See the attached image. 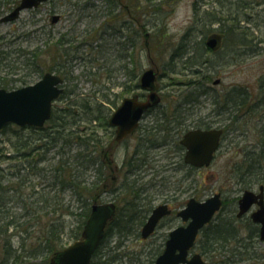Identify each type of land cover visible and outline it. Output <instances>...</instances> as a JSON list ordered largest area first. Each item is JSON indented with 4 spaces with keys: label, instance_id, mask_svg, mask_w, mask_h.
I'll list each match as a JSON object with an SVG mask.
<instances>
[{
    "label": "rangeland",
    "instance_id": "374dc122",
    "mask_svg": "<svg viewBox=\"0 0 264 264\" xmlns=\"http://www.w3.org/2000/svg\"><path fill=\"white\" fill-rule=\"evenodd\" d=\"M19 2L20 0H0V18L9 13ZM206 3L204 1L203 5L199 6L205 8ZM253 3L247 13L251 22L241 21L246 28L245 34L248 33L253 39L247 41L248 44H244L243 47L238 46L233 39H228L221 41L215 52H205L209 66L214 72L212 79L219 80L216 84H213V81L210 82L213 86L211 91H216L218 96H222L221 92L226 91L227 95L235 98L236 104L228 108L221 100L214 103L213 96L208 92L205 96L198 97L201 100L200 103H195L192 109L184 112L188 117L182 126L188 125L190 118L207 113L206 119L211 120L212 125L224 128L223 137L211 163L200 169L185 168L180 163V154L172 153L170 146L174 142L173 137L178 138L179 136L177 137L174 132L159 131L158 134L163 135L162 138L166 141L158 147V155H156V149L148 150L149 157L147 158L150 162L147 165L148 171L140 175L136 184L138 190L143 187L140 194L145 192V195L141 196L142 203L140 204H144L142 207L152 208L168 200L173 209L177 210L190 197L203 199L214 192H221L224 199L223 205L212 219L217 221L220 217L229 215L230 210L235 208V201L244 188L248 185L255 188L258 183L264 184V41L257 42V37L264 38V3L258 4V0ZM124 5L127 6V4ZM168 6L164 9L165 15H162L163 13L151 15L144 11L143 16L138 17L144 28L136 34L127 14L121 15L120 20L114 24L121 28L119 31H113L112 27L102 31L100 24L106 17V10L111 7L104 0H45L34 8L22 9L12 20L1 21L0 19V87L6 82L4 87H17L38 79L40 74L29 68L26 63L28 53L24 51L29 52L37 47L38 50L45 52L46 63L50 64L54 54L50 46L57 37L63 35L64 38L73 40L71 43L73 47L69 53L75 55L73 60L64 63L68 70L67 74L71 77L64 79L63 87L73 88L68 98L78 96L93 106L100 104L99 108L109 116L124 96L142 91L135 86L138 78H131V76L139 75L143 69L153 67L158 72V93L161 97L158 114L162 110L173 111V106H190L197 100H185L187 89L181 81L190 78L192 74L187 73L186 70L177 73L168 71V53L189 24H195L192 32L197 38L199 27L195 22L193 0H175ZM53 13L60 14L56 22L49 20V16ZM163 22L168 33L165 37L162 36L161 31L160 33L158 31L159 25ZM228 26H230L229 21H225L224 27L228 28ZM89 31L94 32L95 35L102 32L99 38L93 40V44H101V47L80 45L75 49V44H78L84 37L90 39ZM212 32L206 33L205 40L213 34ZM144 33H148L146 38H144ZM144 40L147 41L146 47ZM47 48H50L48 52L45 51ZM102 94H106L110 101H102ZM64 103H66L65 99L59 100V97L54 102L57 105ZM79 111L81 119L78 126L81 129L90 125L87 116L92 114L88 110L80 109ZM152 122H155L154 113L141 120L143 125H150ZM162 122L167 126L168 122L165 119L158 120L159 125ZM92 125L97 134L102 135L108 132L114 135L113 127L107 121L103 124L97 119ZM27 132L23 129L19 134L25 135ZM139 133L136 131L127 139L114 143L110 148V154L102 157L106 175V177L104 175L103 183H106V186L98 195L97 202L110 201L121 205L124 200L130 198V193L124 197L123 186L128 184V180L131 181L133 177H136L134 174L128 175L125 172L130 164L131 151L138 141ZM171 133L173 137H169ZM7 136L12 135L9 132L0 134V147L3 149L0 155V167L3 173L11 176V172H15L21 166L24 167L21 168L22 174L29 173L30 175L29 181L21 187H16L17 190L9 187L3 191V198L8 201L7 206H11L9 209L15 213L19 210L16 209L17 200L21 199L30 203L40 195L45 196L47 205L43 219L64 213L63 243H70L73 240L70 236L71 228L74 227L79 212L83 210V200H77L74 191L73 193L70 191L71 189H66L64 193L48 192L51 191L49 185L51 169L59 157L56 147L46 151L44 159L38 161L39 171L38 169L36 171L39 174L34 172L30 174L28 168L18 165L20 159L6 157L5 154L13 152L5 140ZM155 136V134L151 136L153 140ZM109 159L112 160L111 164L107 162ZM83 171L80 178L88 185L87 183L95 178V168L87 167ZM21 172L18 174L21 175ZM111 177L114 178L113 181ZM12 178L16 180V176L13 175ZM114 184L116 187L112 189ZM36 190L38 194H33ZM52 195L60 205L55 204ZM50 201L55 205L53 214L51 212L53 205ZM116 208L115 213L120 207L116 206ZM67 209L73 213L65 215ZM140 212L145 211L142 209ZM148 214L149 211L146 212V216ZM146 216L143 217V221ZM38 224L31 226L30 231H37ZM179 224H182L180 218L171 214L158 223V227L148 238H142L140 236L142 224L135 226L134 223L126 234L113 231L112 235L107 238L108 247L104 250L106 252L110 250L108 255L111 252V254L117 253L119 257L121 256L118 260L113 258L112 264H154L156 253L162 247L166 233ZM202 230L198 233L196 246L192 251L201 250L200 245L204 239ZM240 234L246 236L247 230L242 228ZM13 243L17 244L16 238ZM238 244L240 246L242 243ZM251 249L264 252V242L255 240L254 247ZM203 257L206 264H218L214 261V257L205 255ZM233 264H243V262Z\"/></svg>",
    "mask_w": 264,
    "mask_h": 264
},
{
    "label": "trees",
    "instance_id": "16d2710c",
    "mask_svg": "<svg viewBox=\"0 0 264 264\" xmlns=\"http://www.w3.org/2000/svg\"><path fill=\"white\" fill-rule=\"evenodd\" d=\"M104 1L111 7L106 10V17L100 24L102 31H106L110 27L114 29L113 31H119L121 28L114 24L120 20L121 15L127 14L129 16L130 12L132 18L130 20L131 26L136 34L144 28L138 18L143 16L144 11L151 15L155 13H163L162 15H165L164 9L169 7L168 5L173 4L175 0ZM204 1L207 2V6L201 8L199 5H203ZM253 1L257 0H193V11L196 15L195 22L199 27V37H195L192 32L195 24H189L178 41L171 46L167 64V69L170 72L177 73L186 70L187 73L192 74L189 76L190 78L181 81L187 89L185 94L186 101L199 100L200 98L198 97L210 92L214 103L221 100L225 107L236 104L235 98L227 95L226 91L221 92L222 96H218L216 91H211L213 86L210 82L213 81L214 72L210 68L209 60L206 57L205 52L211 50L206 46L205 38L207 32L213 31L222 35L223 42L233 39L240 47L248 44L247 41L253 38H250L248 33L245 34L246 28L245 25L241 24V21L251 22L247 13L251 3L254 4ZM259 3H264V0H258ZM124 4H127L129 8L125 7ZM116 7H118V10H116ZM127 9H129V12ZM224 20L229 21L230 26L228 28L224 27ZM158 31L159 33L161 31L163 37L168 35L164 22L159 25ZM101 35V31L96 35L94 32L89 31L88 37L90 39L84 37L78 44H75L74 48L76 49L80 45L101 47V44H93V40L99 38ZM257 39V42L264 41V38L257 37ZM72 41L70 38H64L63 35L56 38L55 42L50 46L53 49L52 53H54L50 64L46 63L45 52L38 50L37 47L29 52L24 51V53H28L27 65H29L32 71L40 74V76L45 71H54L63 80L69 79L71 75L67 74L68 70L65 68L64 63L75 58L74 54L71 55L69 53V50L73 47L71 45ZM49 50L50 48H47L45 51L48 52ZM136 76L133 75L131 78H136ZM6 84L7 82L2 83L1 87L6 86ZM72 92L73 88L66 89L63 87L59 100L65 99L66 103L63 105L54 104L52 116L42 126L27 125L19 127L14 124H8L2 128L0 134H7L9 132L12 135L11 137L7 136L5 140L9 144V147L13 149V152L5 155L9 158L20 159L18 160V165H24L29 169L30 174L32 172L39 174L37 172L39 171L37 168L38 161L44 159L46 151L52 147H56L59 157L55 166L51 169V182H49L51 191L48 192L64 193L66 189H71L70 191H74L77 200H83V210L79 212L78 219L74 227L71 228L70 236L76 239L80 237L82 226L88 217L91 200L104 179V163L100 159V154L110 138H112V134L110 135L106 132L100 135L93 128V121L99 119L103 124L107 121L108 115L99 108L100 104L93 106V104L83 101L78 96L68 98ZM105 100L110 101L106 94H102V101ZM80 109L88 110L92 114L87 116V121L90 125L81 129L78 126L81 119ZM165 120L170 124L175 123V120L172 118ZM155 124V122H152L150 125L144 124V128H142L141 133L138 135V141L134 147L136 151L132 156V160L134 159V161H131V166L134 163V166H137L141 162H145L147 157H149L148 150L155 149L156 136L155 140L151 137L155 134ZM161 124H164V122ZM23 129L28 131L27 134H19ZM165 141H158V145L161 146ZM2 150L0 147V155L2 154ZM136 158L137 160L135 161ZM87 167L95 168V178L87 183L88 185L80 178V174ZM21 168L24 167L20 166L18 170L11 172V176H9L5 175L0 167V264H49V257L56 250L66 245V243H63L65 231L64 213L58 216H50L49 219H43L46 213L44 209L47 205V198L43 195H40L30 203L24 202L21 199L17 200L16 209L19 210L15 213L9 209L11 206H7L8 201L3 198V191L9 189V187L17 190L16 187H21V185L26 184L30 179L29 173L22 174L23 170ZM19 172H21V175L18 174ZM13 175L16 176V180L12 178ZM138 179L133 177L131 181H127L128 184L126 186H123L124 197L127 196V193H130L131 196L123 202L118 198L122 202L121 205L116 202L120 208L107 224L104 235L92 254L91 264H112L113 258L118 260L121 256L119 257L117 253L111 254L110 252L108 255L110 250L108 252L104 250L108 247L106 243L108 236L112 235L113 231L119 234H126L131 230L134 223L136 226L144 222L143 217L146 216V213L140 212L139 202L140 191H142L143 187L138 190V186L136 185ZM33 192V194H38L37 190ZM137 194L139 195L137 196ZM54 198V195H52L53 200ZM54 201L56 202L55 204L58 203L57 200ZM50 204L53 205L51 210L53 214L55 205L51 201ZM72 213L67 209L65 215ZM37 224L38 230L30 231L31 226L33 227V225ZM245 225L248 233L246 236H241L234 209L230 210L229 215L220 217L217 221L211 220L202 230L204 239L200 245L201 253L208 257H214V261L218 264H233L236 262H243V264H264V252L251 249V247H254V241H259L258 235L252 224L248 223ZM14 238L17 240L16 245L13 243ZM164 239L165 237L163 241ZM239 242L242 243L240 246ZM216 250H218L217 253ZM250 260H253V262H250Z\"/></svg>",
    "mask_w": 264,
    "mask_h": 264
},
{
    "label": "water",
    "instance_id": "95a60500",
    "mask_svg": "<svg viewBox=\"0 0 264 264\" xmlns=\"http://www.w3.org/2000/svg\"><path fill=\"white\" fill-rule=\"evenodd\" d=\"M45 0H20L12 11L1 17L2 21L14 19L24 8L37 6ZM58 20V15L52 16V21ZM148 33L144 34L146 38ZM221 35L214 33L206 40V45L216 49L220 44ZM147 45V41L145 40ZM140 86L149 90L145 99H139L136 94L125 96L116 106L108 118L109 125L115 126V134L109 144L103 149L101 157L108 156L114 143L120 142L132 133L141 118L142 113L150 106L160 101L157 94V76L154 68L149 67L140 75ZM63 79L56 73L46 71L36 81L16 88L6 89L0 87V130L9 123L19 126H41L51 117L52 103L62 92L60 84ZM215 80L214 83H217ZM221 128H195L183 134L181 143L185 146L184 161L195 166L208 165L217 149ZM103 159V158H102ZM112 160L107 162L110 164ZM112 181L114 178H112ZM106 183L98 187L90 212L85 220L80 237L72 240L63 248L56 250L49 258V264H91V256L101 240L105 227L113 218L116 211L114 202L98 203V195L105 189ZM258 198L260 207L251 213L253 221L259 222V237L264 240V204L262 186L260 192L255 194L252 190H244L238 199V213L245 212ZM221 205L220 193L216 192L204 200L189 198L185 206L177 215L186 221L185 224L172 228L168 233L165 246L155 259L154 264H204L199 252L189 257L188 250L193 245L198 230L210 219ZM170 213L165 204L153 208L152 212L141 227L140 235L146 238L150 235L159 219Z\"/></svg>",
    "mask_w": 264,
    "mask_h": 264
},
{
    "label": "flooded vegetation",
    "instance_id": "af4514ba",
    "mask_svg": "<svg viewBox=\"0 0 264 264\" xmlns=\"http://www.w3.org/2000/svg\"><path fill=\"white\" fill-rule=\"evenodd\" d=\"M128 10V12H129V9H127ZM50 15V14H49ZM59 15V17H58V20H59V18H60V14H58ZM52 14L49 16V20H51L52 19ZM51 17V18H50ZM132 18H131V15H130V12H129V16H128V20L130 21ZM157 75H158V72H157ZM136 78H138V82H136V84H135V86L136 87H138V89L139 90H141L142 88L140 87V83H139V75H137L136 76ZM135 78V79H136ZM135 94H137L138 95V97L141 99V98H144L145 96H146V90H143L142 89V91L141 92H138V93H135ZM205 96V95H204ZM200 101L201 100H197L196 102H193L192 104H190V106H182V105H179V106H173L174 108H173V111L171 110H169V111H164V110H162V111H160L159 112V114H158V102L156 103V105H155V107H152V108H148L147 110H145L144 111V113H143V115H142V118H141V120L142 119H144L145 117H148V116H150L152 113H154V119H155V135H156V145H155V149L157 150V153H156V155H158V147H159V145H158V143L159 142H162L163 140H166V139H163L162 137H163V135H161L160 133L158 134V132L160 131H163V132H165V130L167 131V132H174L175 133V135L177 134V137L178 138H174L173 136H172V133L169 135V137H173V140H174V142H173V144L172 145H170L171 146V148H172V150H173V152L172 153H176V154H180V163H182V165L185 167V168H188V169H200V168H203V167H206V166H208V165H201V166H195V165H193V164H190V163H186L185 161H184V153H185V147H184V145L181 143V138L183 137V134L185 133V132H187L188 130H190V129H195V128H202V129H205V128H222V134H221V136H220V140H221V138L223 137V133H224V128L222 127V126H214V125H212L211 123H210V121L211 120H207L206 119V116H208V114L206 113V114H203V115H201V116H199V115H197V116H194V117H192V118H190V120H189V122H187V124L188 125H186V126H182V125H184V123H185V119L188 117V115L186 114V113H184L187 109H192V107L193 106H195L198 102L200 103ZM196 103V104H195ZM232 106H229L228 108H231ZM169 113H171V114H169ZM191 113H193V112H191ZM210 114V113H209ZM218 117V116H217ZM167 118H172V119H174L175 120V123H173V124H170V123H167V126H165V124H160L159 125V123H158V120H162V119H167ZM141 120H140V122H139V124H138V127L136 128V130L135 131H133V133H131L130 135H128L127 137H126V139L129 137V136H131L132 134H134L136 131H139L140 133H141V130H142V128H144V125L143 124H141ZM209 123H210V125H209ZM158 128H160V130H158ZM139 133V134H140ZM138 134V135H139ZM123 141V140H122ZM159 141V142H158ZM219 144H220V141H219ZM219 147V146H218ZM136 150H134V147H133V149H132V153H131V157L129 158V163H131V161H134V159L132 160V156H133V154H134V152H135ZM180 152V153H179ZM137 160V158L135 159V161ZM148 160V158L146 159V161L145 162H141L139 165H137V166H134V164L131 166L130 164H129V166H128V168H127V170H126V174H128V175H131V174H134L136 177H135V179L136 178H139L140 177V175L141 174H144V173H146L148 170H147V165L148 164H150V162H148L147 161ZM127 162V161H126ZM112 163V161L110 162V164ZM144 163V164H143ZM112 166V165H111ZM120 168V167H119ZM157 172H158V170H157ZM119 174H120V170H119ZM254 184H256V183H254ZM262 186V195H263V204H264V184L263 183H258L257 185H256V187L254 188V186H250V185H248V187H246V188H244L243 190H242V193H243V191L244 190H252L255 194H258L259 192H260V187ZM113 187H115V186H113ZM112 187V188H113ZM221 193V192H220ZM242 193L238 196V198L236 199V201H235V208H234V212H235V216L237 217V223H238V226L240 227V231H241V229L242 228H245L246 230H248L245 226V224H252L253 225V228H254V230H255V232L257 233V235H259V232H260V223L259 222H255V221H253V219H252V217H251V213H253L254 211H256L259 207H260V205H259V203H258V198H257V200H255L253 203H251V205H250V207L245 211V212H243L241 215H237V213H238V199H239V197L242 195ZM142 194H144L145 195V192H143ZM142 194H140V198H139V202H141V196H142ZM146 197V196H145ZM221 197H222V205H223V201H224V199H223V194L221 193ZM191 198V197H190ZM206 198V197H205ZM205 198H203V199H205ZM174 199H176V198H174ZM203 199H199V200H203ZM188 200H186V202H187ZM186 202L183 204V205H181V206H179V208L177 209V210H174L173 209V207L171 206V204H170V202L168 201V200H165V201H163V202H161V203H159V204H156L155 206H153L152 208L151 207H149V206H145V207H142L143 205L142 204H140V210H144L145 211V213L146 212H148L149 211V214H150V212L153 210V208H155L156 206H158V205H161V204H165L166 206H167V208L168 209H170V213H167V214H165V215H163L162 216V218L159 220V222H161V220H163L164 218H166V217H168V216H171V214H174V215H176L177 217H179L178 215H177V212L182 208V207H184V205L186 204ZM142 203V202H141ZM151 208V209H150ZM222 208V207H221ZM148 214V215H149ZM147 215V216H148ZM146 216V217H147ZM158 222V223H159ZM158 223H157V225H156V227H155V229L158 227ZM240 223H242V224H244V225H240ZM155 231V230H154ZM153 231V232H154ZM152 232V233H153ZM151 233V234H152ZM248 233V232H247ZM150 234V235H151ZM167 234H168V232L166 233V236H165V239H164V241H163V243L161 244V248H160V251L163 249V247H164V243H165V241H166V237H167ZM149 235V236H150ZM247 235V234H246ZM149 236H147L146 238H148ZM196 246V241H195V243H194V245L192 246V248H190V250H189V252L190 253H193V252H196V251H192L193 250V248ZM199 247V246H198ZM199 249V248H198ZM200 250V249H199ZM199 252H201V250L199 251Z\"/></svg>",
    "mask_w": 264,
    "mask_h": 264
}]
</instances>
